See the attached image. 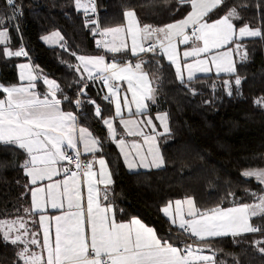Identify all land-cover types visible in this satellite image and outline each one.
Returning a JSON list of instances; mask_svg holds the SVG:
<instances>
[{"label":"trees","instance_id":"1","mask_svg":"<svg viewBox=\"0 0 264 264\" xmlns=\"http://www.w3.org/2000/svg\"><path fill=\"white\" fill-rule=\"evenodd\" d=\"M16 4L19 14L9 19L12 9L0 0V15L7 9L4 26L9 32L8 40L0 43V83L8 87L19 84L18 65L29 60L43 76L58 82L59 93L68 98L65 102L70 101L66 106L77 109L73 100L80 89L85 90L79 120L93 131L100 143L99 154L108 161L113 178L108 202L117 220L139 218L154 227L159 238L183 245L189 236L162 213L164 205L192 197L204 211L255 201L252 194L259 195L264 187L242 173L264 167V104L255 103L264 97V29L262 37L241 42L236 69L225 75H200L181 82L160 49L143 53L142 69L152 77L155 89L149 111L167 112L170 133L160 138L164 166L129 171L103 124L113 114L112 105L104 99L105 90L100 81H87L77 63L76 55L106 52L98 44V23L86 26L85 21L99 20L103 29L118 27L125 23L124 13L132 10L141 27L163 28L186 17L190 4L182 5L180 0H97L99 17L95 13L86 17L84 10H77L75 0H16ZM234 6L241 17L232 19L236 27L258 28L264 23V0H227L209 19L220 18ZM56 30L64 37L63 47L48 46L41 39ZM5 47L23 48L27 56H5ZM237 77L239 85L235 84ZM0 94L5 93L0 90ZM88 101L101 105L99 117ZM28 157L18 145L0 142V221L29 213L24 211L31 199L24 168ZM263 221L252 219L255 226ZM263 235L264 231L200 242L214 253L216 264H264V253L259 251L264 244L255 243L264 241ZM19 247L0 239V264H23L16 255Z\"/></svg>","mask_w":264,"mask_h":264},{"label":"snow or ice","instance_id":"2","mask_svg":"<svg viewBox=\"0 0 264 264\" xmlns=\"http://www.w3.org/2000/svg\"><path fill=\"white\" fill-rule=\"evenodd\" d=\"M227 0H180L182 5L190 4L192 11H190L183 20L176 21L173 24H168L163 28L153 29L149 25H144L143 28L137 27L135 30L132 27V22L127 27V35L131 37L130 51L134 56L146 53L155 52L156 45L149 43L147 47L144 46L141 41H150L153 36L159 40L160 47L164 48L168 59L177 64L176 75L177 78L183 82V76L178 61V53L176 47L173 44L174 37H183L181 43H187L190 39L188 35H185V29L189 25H193L192 36L197 41L203 42V47L194 48L191 52H185L184 56H196L201 53H209L212 49H218L223 44L235 43L234 36L236 34L235 25L232 23V19H241L238 14L237 7H231L226 14L219 19L208 23L205 17H209V14L215 10L224 7ZM90 7L82 5L81 0H76L77 10L81 7L84 8L85 16L87 17L89 12L95 13L96 7L94 0H89ZM6 6H10L12 9V16L9 19L15 18L19 14V6L16 4V0H4ZM243 7V5H240ZM125 17H135L133 11H126ZM7 9L4 14L0 15V43H4L8 40V29L4 25L6 24ZM98 22L92 19H86V26H95ZM138 23V22H137ZM262 29H264V23L260 27L252 29L249 25H244L239 28L240 37H262ZM123 29L121 27L106 28L100 35L107 33H119ZM163 34V39H160L159 34ZM58 35V34H57ZM264 38V37H262ZM43 39H47L44 37ZM164 41H167L165 47ZM99 44V42H98ZM236 49L243 47L242 44H236ZM113 53H120L121 51L128 50V44L122 43L121 47H111L108 49ZM231 51V48L229 49ZM3 55L12 57L27 56V52L21 48L19 51H10L7 47L3 49ZM74 55V54H73ZM229 53H218L211 57V63L215 65L217 72H234L235 67L232 60L228 59ZM78 59L84 62V71L88 72L89 79H95L93 72L89 70L88 65H92L98 73L99 78L103 79L105 85H108L109 81H117L126 79L129 83V90L133 93V101L136 104L137 111H142L147 107L143 103L145 98L151 99V94L154 90L151 87H144L141 85V81L144 84L150 83L148 81V73L142 71L141 62L136 63L134 68L139 71L133 70L131 65H125L123 67L116 62L106 63L104 56H80ZM197 70L199 71H211L209 67L201 65H207L208 60H197ZM21 69H25L28 65H19ZM185 67L189 69V79L192 77V64H186ZM79 71V69H77ZM128 73L127 76L122 75ZM20 79H25L23 73ZM35 77L29 75L28 80L32 81ZM133 80H136L138 87H132ZM50 85H55V81H46ZM241 80L236 78L235 84L239 85ZM227 85L228 82H225ZM35 85L29 83L28 87H4L0 85V89L6 93L5 99H0V142L4 144L18 145L20 149L25 150L31 157L30 161L26 160L24 164L25 174L31 177V184L36 185L37 181H42L46 177L51 180L53 176L58 175L55 168L51 167L58 161L67 160L72 162V157L68 156L65 151L62 150V145H65L69 149H76L77 144L74 142L73 136L76 132L74 123L76 117L71 112L61 111L59 105L61 101L56 99V93L52 92V98L49 99L45 94L43 99L30 91ZM58 88L59 86L56 85ZM119 90L118 85H110L109 92L116 95ZM140 93L139 98L137 93ZM85 90L80 89L79 95H84ZM231 95V91L228 93ZM64 99H68L65 97ZM104 99H109L105 96ZM124 105L127 106L129 101L127 96L123 97ZM76 106H79L82 101L77 99ZM88 103L95 104V101H88ZM257 105L264 104V97L255 101ZM131 111V108H129ZM96 116L101 115V109L99 106L95 110ZM116 114H121V102L119 99L116 101ZM157 120H160L164 124V132L157 133L159 136H163L168 133L170 129L167 127L166 115L157 116ZM125 126L132 124L137 129L141 123L151 125L152 130L155 131L156 126L152 124V119L148 118L145 121H120ZM104 123L108 126L111 135L115 136V130L110 120H104ZM79 139L85 143V151H94L95 145L99 141L92 139L88 141L85 139L84 133L86 129H80ZM129 134H132L131 132ZM137 135H144L142 129L139 130ZM119 143L122 145L123 140ZM144 143L150 145L148 152L153 155L152 163L159 167L163 163V158L159 154L158 148H154L156 143V136L144 135ZM91 144V146H89ZM139 148L140 145H134ZM139 155V153H138ZM80 156L79 152H76V159ZM143 159V157H141ZM29 163L32 165L29 167ZM102 166L100 173L101 179L99 183L104 184V195L101 197V190L96 187V173L91 171L92 164L89 163L86 167L88 171L84 172V176L88 178V196H87V208L86 212L81 205V197L79 191L73 187L69 188V180H75L77 177L76 172H72L71 176H67L70 171L65 168L66 174L63 181V192L60 193L61 181L56 180L45 187H36L32 189L33 207L38 208L36 203L37 193H45L47 191V198L51 201L52 208H63V201L57 200V194L59 193L63 198L67 199L68 208L75 211L66 212L62 216L54 217L56 221L55 238L54 242H50L49 233L45 230L43 248L47 249V257L37 256L35 254L28 255V249L17 253V258H23L25 264H216L213 256L199 255L193 252L191 246L188 245L184 249L173 246L166 240L159 238L153 228L145 226L139 219L133 218L127 223L117 222L114 216H109L110 207H101L100 200H107V184L109 180L104 179L103 166L105 161L101 159L99 161ZM43 165V167H41ZM134 165H129L132 168ZM75 167L80 169L85 167L80 162L75 163ZM244 177H254L260 185L264 186V169L245 171L242 173ZM264 191V188H262ZM253 198L258 201L256 203H240L234 207L223 208L215 207L201 211L195 206V202L192 198H188L185 202L189 206L188 215L192 219H180L179 228L192 236H195L199 240H207L209 238L220 237L228 235L229 232L233 236L240 235L242 233H261L264 231L262 226H253L249 221L251 218H264V195L252 194ZM177 211L181 205V201H176ZM171 204V202H170ZM170 207V205H169ZM169 207H165L162 211L165 215H169ZM28 212L29 209H24ZM45 217H40L41 222ZM175 223V221H172ZM19 223V229H24L21 235H27V229L23 222L14 221L8 223L6 221H0V229H5L0 232V239L5 243H11L17 245L21 242V235H16L15 238L10 239L9 234L13 231L12 225ZM87 225V231L85 228ZM17 229V231H19ZM33 235H35L33 233ZM31 243L36 245L38 241L32 239ZM257 245L264 244V241H256ZM199 251V250H198ZM259 251L264 253V247H260Z\"/></svg>","mask_w":264,"mask_h":264},{"label":"crops","instance_id":"3","mask_svg":"<svg viewBox=\"0 0 264 264\" xmlns=\"http://www.w3.org/2000/svg\"><path fill=\"white\" fill-rule=\"evenodd\" d=\"M87 4H88V1H87ZM130 11H132V10H130ZM190 11H192V8L190 9ZM89 14H92V13L89 12ZM216 19H219V18H216ZM216 19L210 20L209 17H205V20L208 23H211L212 21H214ZM130 22H132V27H133L134 30L137 27L143 28L140 25V21H139L138 16H137L136 13H135V17H127V18L125 17L124 25L118 26V27H121L123 30L121 32H119V33H111L110 34V35H113V36L116 34L115 37H118V38L122 39V41H119L118 43H113V42L109 41V43H108L109 44V48H111V47H121L122 43H127L128 44V50L121 51L120 53H113V52L109 51L108 50L109 48L106 46V44H104V51L108 52L109 55L112 54L113 56L108 58V56L106 55V52H102V53H98V54H86L84 56L85 57H89V56H104L106 63L116 62V63L120 64L121 67H123L125 65H131L133 67V70L137 71V70H135L134 66H135L136 63L141 62V56L143 55V53L134 56L132 54V52L130 51V48H131V37L127 35V27H128ZM173 23H175V22H172L170 24H173ZM232 23L234 24L233 21H232ZM192 26L193 25H189L186 29H188V31H189L192 28ZM241 27H243V26H241ZM111 28H116V27H111ZM239 28L240 27H236V25H235V29H236V34L234 36L235 43L223 44L218 49H212L209 53H201L198 57H196V56L185 57L184 53L185 52H191L194 48L203 47V42L202 41L195 40V38L188 31L186 32V29H185V35L187 33V35L190 37V39L187 41V43H181L180 42L183 39V37H174L173 38V44L175 45L176 51L178 53V57L177 58H178L179 65H180V68H181V73H182V76H183V80H191V79H194V78H196L197 76H200V75H212V74L213 75H225V74L233 73V72H223V71L217 72L215 65L211 63V57L214 56V55H217L218 53L228 52L229 53L228 59L232 60L233 65H234V67L236 69V61H237L236 60V53H237V51L235 49V44L236 43L241 44V42L243 40L249 39V38H253V37H240L239 36V31H238ZM251 28L255 29L256 27H251ZM156 29H159V28H156ZM159 35H160V39H163V34L161 33ZM44 37H47V39H43ZM41 39L46 45L51 46V47H53V46H62L63 47L64 46V37H63L62 33L60 31H58V30L44 35ZM151 40H154L160 46L159 40L156 38V36H153ZM145 42H147V41H141V43H143V44ZM164 43H165V47H166L167 46V41H164ZM230 48H231V51H229ZM160 50L162 51V53L166 57L167 61L172 64V66L174 67V69L176 71L177 64L172 62V61H170L168 59V56H167L164 48L160 47ZM78 57H80V55H76L77 63L81 67V69H82V71H83V73L86 76L87 81H88L90 79L88 78V72L84 71V62L80 61L78 59ZM197 60H208L209 63L207 65H201L200 67H203V66L209 67L211 69V71L205 72V71L197 70V65L195 63ZM186 64H192L193 65L191 79H189V76H188L189 69L187 67H185ZM88 68H89V70H91L93 72V76L98 74L96 72V70L93 68L92 65L89 64ZM142 71L148 73L144 69H142ZM18 72H19V70H18ZM137 74L139 75V71H137ZM29 75H31V74H29ZM122 75L127 76L128 73H123ZM31 76H33V75H31ZM38 78H40V77H37L36 79H34L32 81H29L28 79L25 81V79H23V81L20 82L19 84H17L16 87H28L29 83H32V84L35 85V87L30 89V91L35 92L39 96L40 99H43L45 94H47L48 98L51 99L52 98L51 93L55 92L56 93L55 98L61 101V104L59 105L61 111L73 113V115L76 117V121L74 123V127L76 129V132L74 133L73 139H74V142L77 144V148L74 149V150L73 149H69V148L66 147V143H65V145H62V150L65 151V152H68V151H70V152H78V151H80V152L83 153L84 157L87 158L90 161V163L92 164L91 171L96 173V177H95V180L97 182L96 183V187L101 190V197L104 195V191L103 190L105 188V185L99 183V180L101 179L100 173H101V170H102V166L100 165L99 161L101 159H103L105 161V165L103 166L104 179L107 181L110 178L111 182L107 184V189H108L107 197H108V199L107 200L101 199L100 203H101V207H104L106 205L109 206L110 207L109 216L110 217L111 216L115 217L114 208L108 202L109 201L110 186H111V184L113 182V178H112V175H111V171H110V168H109L108 161L103 155L99 154L100 143L95 145V150L94 151H91V152L85 151V143L79 139V137H80V131L79 130L80 129H86L87 130V132L84 133V136H85V139L88 140V141H91L92 139H95V140L98 141L97 137L95 136L93 131L87 125H83V124L80 123L78 110L74 109V107H69V106L65 105V104L69 103L70 101L69 102H65V99H64L65 96L63 94L59 93L60 89H59V87L58 88L56 87V85L59 86L58 82L56 80H54V79H49V78L43 76L40 79L41 82L37 83L36 80ZM46 81H55V85H50L49 83H46ZM148 81L150 83H147V84H144V82L141 81V85L144 86V87H151L153 90H155L154 89V85H153L152 77L150 76L149 73H148ZM99 83L103 86V88L105 90V96L109 97V99H107V100L113 107V114L107 116L106 118H104V120H110L112 122L113 128L115 130V136L114 137L111 135V132H110L108 126L104 123V120H103V124L106 127L110 138L115 143V145H116V147H117V149H118V151H119V153H120V155L122 157V160H123L126 168L129 171H139V170H148V169L159 168V167L164 166L165 162H164V158H163V154H162V150H161V146H160V138H161V136L157 135V133H163L164 132V124H162L160 120H157L156 117L157 116H165L166 115L165 123L167 124V127L170 129V127H169V118H168L167 112L159 111V112L151 113L149 111V109L151 108L150 105L152 104V98H153L154 92L151 94V96H152L151 99L145 98L143 100V103L145 105H147V107L145 109H143L142 111L138 112L137 109H136V104L133 101V93H132V91L129 90V83H128V81L126 79H121V80H117V81L110 80L108 85H105L103 81H101ZM0 85H3V84L0 83ZM39 85H41V87ZM110 85H118L119 86V90H118L116 95H113L112 93L109 92V86ZM3 86L4 87H8V86H5V85H3ZM132 87H134V88L138 87L136 80H133ZM0 90H2V89H0ZM6 95H7L6 93L4 95L0 94V99H5ZM125 95L127 96L128 101H129L127 106L124 105V101H123V97ZM139 95H140V93L138 91V93H137L138 98H139ZM117 99H119L120 102H121V114L120 115L116 114V101H117ZM73 102H74V100H73ZM97 105H99V104H94L95 109H96ZM129 108H131V111H129ZM148 118H151L152 119V124H154L156 126L155 131L152 130L151 125H147V124L141 123L139 125V129H137L132 124H129V125L125 126V124H122L120 122L121 120L141 122V121L147 120ZM141 129H142L144 135H148V136H154L155 135L156 136V143H155L154 148H158L159 154L163 158V163L159 167H156L152 163L153 155L148 152V148H149L150 145L144 143V135H137L136 134ZM130 132L132 134H129ZM169 133H170V131L168 133H165L164 135L169 134ZM120 140L124 141V143L122 145L119 143ZM134 145H140V147L136 148V147H134ZM89 146H91V144H89ZM138 153H139V155H138ZM141 157H143V159H141ZM30 159H31V157L29 155L28 161H30ZM130 164L134 165V166L132 168H130L129 167ZM31 166L32 165L29 163V167H31ZM41 167H43V165H41ZM51 167L55 168V170L58 173V175L53 176L51 180L47 179V177H46L42 181H37L36 185H32L31 184V177L27 175L28 182L30 183V186H31L30 187V197H31V199H30V205L28 207V209H29L28 212L35 219V222L37 223L35 225L36 229H38L41 232H43L44 230L47 229L49 231L50 240L53 239V242H54L55 227H56V221H55L54 217L62 216L66 212L75 211L76 209L75 208L69 209L68 208L67 199L63 198L59 193L57 194V200H58V202L62 200L64 206H63V208H52L51 207V201H49L48 198H47V191H45V193H37L36 203L39 205V207L38 208H34L33 207L32 189L36 188V187H45L46 188V186L48 184L53 183L56 180H59V181H61L60 193H62L63 192V186L62 185H63V181L65 180V176H66V174L64 172V169L67 168V169L70 170L67 173V176L70 177L72 172H76L77 173V177L75 178L74 181L71 180V179L69 180V182H68L69 183V188L71 189V188L75 187L79 191L80 197H81V205H82V208L86 212L87 196H88V178L84 176V172L88 171V169L86 167L83 170V172H81L78 169L73 168L71 165H68L65 161H58L55 165H52ZM256 202H258V201L255 200V201H253V202H251L249 204L256 203ZM42 216L45 217V219L41 222L40 217H42ZM187 216H189V215H187ZM167 217L170 218L169 215H167ZM175 219H176V217H175ZM252 219L253 218H251L249 222L253 226H255L253 224V222H252ZM116 221L117 222L127 223L130 220L122 221V220H117L116 219ZM143 224L145 226H147V227H150V228L154 229V227H152V226H148L145 223H143ZM175 224H176V226H179L178 222H175ZM260 225L262 227H264V221L260 222ZM85 228H86V231H87V225H85ZM242 234H245V233H242ZM156 235H157V233H156ZM188 236H189L188 240L183 245L174 244V243H171V244L173 246L179 247L181 249L185 248L188 245V243H191V242L194 245H197L200 250H201L202 246H206V245L201 244L200 240L197 239L195 236H192L190 234H188ZM225 236L235 237L230 232H229L228 235H225ZM220 237H222V236H220ZM214 238H217V237H214ZM209 239H212V238H209ZM203 249H205V248H203ZM22 262H24V260H22Z\"/></svg>","mask_w":264,"mask_h":264},{"label":"rangeland","instance_id":"4","mask_svg":"<svg viewBox=\"0 0 264 264\" xmlns=\"http://www.w3.org/2000/svg\"><path fill=\"white\" fill-rule=\"evenodd\" d=\"M85 1L84 0H81V4L90 7L91 5L90 4H87V1L88 0L86 2ZM75 3H76V0H75ZM81 9L84 10L83 7H81ZM181 20H183V19H181ZM187 31H188V29H186V32ZM110 34L111 33H107V34L104 35V41H101L100 40L101 43L106 44V46L108 48H109V44H108L109 41H111L113 43H118L119 41H122V39H120L118 37H115L116 34L114 36L113 35H110ZM186 35H187V33H186ZM236 44H238V43H236ZM235 49H236V47H235ZM9 50L15 52V51H19L20 49H17L16 50V49H10L9 48ZM236 51L239 54L240 51H241V48H239V50L236 49ZM80 56H84V55H80ZM21 64L28 65V67L25 68V69H21L19 67V65H21ZM19 65H18L19 77L23 73V75L25 77V81L28 79L29 74L33 75V77H35V79L37 77H41V78L43 77V74L41 73V71L39 69H37L31 63V61L25 60V61H22ZM22 81L23 80L20 79V82H22ZM261 169H264V167L261 168ZM255 170H258V169H255ZM246 171H252V170H246ZM259 195H264V191H262L261 193H259ZM188 198H192V197H187V198H184V199H178V200H176V201H181V205L179 207V211H177V206H176V203H175L176 201H171V204L169 202L168 204L164 205V207H161V211H162L163 208L169 207V205H170V207H169V213H170L169 214V217H170L169 220L171 222L174 220L175 222H178L179 223L181 218H183V219H192V217L187 216L188 215V212H189V206H188V204L185 201ZM195 206L197 207L196 203H195ZM232 207H234V206H232ZM162 213L165 215V213L163 211H162ZM175 217H176V219H175ZM136 219H139V218H136ZM3 221H6L8 223H12L14 221L23 222L25 224V229H27V235H21L24 232V229H19V223H15V224L12 225L13 231L9 234V238L12 239V238H15L16 235H21V242H18L17 243V244L20 245L19 249L21 251H23L25 248H27L28 249V253H27L28 255L35 254L37 256H43L45 258L47 257V249L43 248L45 230L43 232H41L38 229H36L35 225L37 223L35 222V219L29 213H27V215L23 214V215L19 216L18 218L14 219V220H3ZM141 222H143V221H141ZM172 224L176 225L173 222H172ZM258 225L261 226L260 224H258ZM17 229H19V231H17ZM0 230L2 232L4 230H6V228L5 229H0ZM33 233L35 235H33ZM48 233H49V231H48ZM32 239H36L38 241V243L36 245H33L31 243V240ZM261 239L264 240V235L262 236ZM49 240H50V237H49ZM50 242H53V239H51ZM188 245L191 246V249L196 254H199V255H202V254L203 255H209V256H213L214 257V253L211 250H209V247H207V246H202L201 247V250H200L199 247L197 245H194L192 242L191 243H188ZM203 248H205L207 251L205 249H203ZM21 259L24 260L23 258H21ZM214 260H215V257H214ZM23 264H25V262H23Z\"/></svg>","mask_w":264,"mask_h":264},{"label":"built area","instance_id":"5","mask_svg":"<svg viewBox=\"0 0 264 264\" xmlns=\"http://www.w3.org/2000/svg\"><path fill=\"white\" fill-rule=\"evenodd\" d=\"M94 3H95V7H96V12H95V14L97 15V17H99V13H98V8H97V0H94ZM88 4H90L89 3V0H88ZM193 28H194V26H192V28L189 30V33L192 35V31H193ZM104 29L102 28V26H101V24H100V22H99V20H98V27H97V30H96V34L98 35V39L99 40H101V41H104V35H100V32H102ZM101 41H100V44H101V46H102V48H104V43H101ZM149 43H152V44H155L156 45V49H160V46H159V44L157 43V42H155L154 40H150V41H147V42H145L144 43V46L145 47H147L148 46V44ZM146 53H149V52H146ZM94 77H97V78H95V79H90V81H92V82H96V81H103V79L102 78H99V76H98V74H96ZM80 92V91H79ZM79 92H78V94H77V96H76V98L74 99V102L77 100V99H79V100H83V95H79ZM81 106V104L79 105V106H77V110H78V112L80 113V107ZM97 106H99V108L100 109H102V107L100 106V105H97ZM79 153H80V156H79V159L77 160L76 159V152H70V151H68V152H65L68 156H70V157H72V162L70 163L69 161H67V160H64L68 165H71L72 167H74V168H76L75 167V163H77V162H80L82 165H84L85 167H82V168H80V169H78L79 171H81V172H83V170L86 168V166L90 163V161L87 159V158H85L84 157V155H83V153L82 152H80V151H78ZM77 169V168H76ZM183 231V230H182ZM184 232V231H183ZM187 235H188V233H186ZM182 249H184V248H182Z\"/></svg>","mask_w":264,"mask_h":264}]
</instances>
